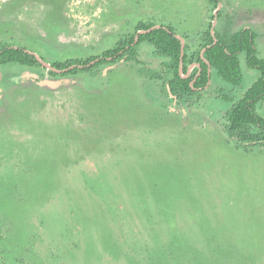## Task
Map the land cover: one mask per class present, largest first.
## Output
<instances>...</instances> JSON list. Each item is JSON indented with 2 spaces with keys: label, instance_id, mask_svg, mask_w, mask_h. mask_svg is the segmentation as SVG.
Returning a JSON list of instances; mask_svg holds the SVG:
<instances>
[{
  "label": "rangeland",
  "instance_id": "374dc122",
  "mask_svg": "<svg viewBox=\"0 0 264 264\" xmlns=\"http://www.w3.org/2000/svg\"><path fill=\"white\" fill-rule=\"evenodd\" d=\"M221 1L218 12L252 29L264 57V0ZM212 9L209 0H0V45L50 64L100 55L139 21L195 36ZM139 58L64 77L0 67V264H148L144 244L161 237L192 248L181 264H264V150H238L220 128L259 73L239 54L241 84L212 71L180 113L162 108L148 82L159 69L151 48Z\"/></svg>",
  "mask_w": 264,
  "mask_h": 264
},
{
  "label": "trees",
  "instance_id": "16d2710c",
  "mask_svg": "<svg viewBox=\"0 0 264 264\" xmlns=\"http://www.w3.org/2000/svg\"><path fill=\"white\" fill-rule=\"evenodd\" d=\"M209 4L212 10H215L222 1L209 0ZM212 20L213 16L211 22L193 41L185 35L179 36L170 25L139 21L134 27V33L121 36L112 48L104 50L100 55L56 61L49 64L51 70L44 68L36 56L24 47L0 45V67L17 64L28 69L40 68L51 77H64L78 71L90 72L103 64L114 65L121 61L143 65L139 58V47L145 44L151 48L152 57L158 61L159 69L149 76L148 82L161 99V107L182 112L185 107L187 109L196 104L198 97L210 83L209 67L210 73L214 71L222 81L234 87L239 86L242 76L238 56L243 53L247 66L255 69L259 77L242 97L225 111L220 128L223 135L238 150L245 153L264 150V115L258 113L259 107L264 103V57H258L256 52L257 34L246 27L233 29L231 19L224 17L220 11L216 21H221L222 25H215L212 35ZM154 26L159 27L139 35L134 44L138 32L148 31ZM177 37L184 42L182 51L181 42ZM95 60L97 61L94 64L87 66ZM71 66L82 68L69 69ZM191 66L193 68L188 71ZM42 77L40 75V78ZM221 97L227 98L226 95ZM156 239L153 240L154 247L149 243H145L143 247L142 258H146L148 264H181L192 252V248L177 240L166 243L165 237Z\"/></svg>",
  "mask_w": 264,
  "mask_h": 264
},
{
  "label": "water",
  "instance_id": "95a60500",
  "mask_svg": "<svg viewBox=\"0 0 264 264\" xmlns=\"http://www.w3.org/2000/svg\"><path fill=\"white\" fill-rule=\"evenodd\" d=\"M219 8H220V4L218 5V7L215 9V11H214V13H213V21H212V26H211V34L213 35V30H214V27H215V24H216V16H217V13H218V11H219ZM159 26H154L153 28H151L150 30H148V31H141V32H138L136 35H135V38H134V44L137 42V37L139 36V35H141V34H145L146 32H149V31H151L152 29H154V28H158ZM178 39H179V41L181 42V51L183 50V47H184V42H183V40L180 38V37H177ZM214 41H215V39H214ZM37 58V60H38V62L44 67V68H46V69H48V70H51V67H50V65L49 64H46L45 62H43L41 59H39L38 57H36ZM97 60H95V61H93V62H91L89 65H87V66H90V65H92V64H94L95 62H96ZM75 67H77V68H82V66H71L69 69H73V68H75ZM188 71H190V68L188 69ZM208 73L210 74V67H209V70H208ZM32 78H36V76H32ZM37 84L39 85V86H42V87H49V88H56L58 85H59V83L58 82H53V81H48V80H42V81H38L37 82Z\"/></svg>",
  "mask_w": 264,
  "mask_h": 264
},
{
  "label": "crops",
  "instance_id": "0c3cea01",
  "mask_svg": "<svg viewBox=\"0 0 264 264\" xmlns=\"http://www.w3.org/2000/svg\"><path fill=\"white\" fill-rule=\"evenodd\" d=\"M201 31H202V30H201ZM201 31H198V32H197L198 34H196L195 36L188 37V38L190 39V41L195 40V39L198 37V35L200 34ZM183 35H185V34H183ZM185 36H186V35H185Z\"/></svg>",
  "mask_w": 264,
  "mask_h": 264
}]
</instances>
